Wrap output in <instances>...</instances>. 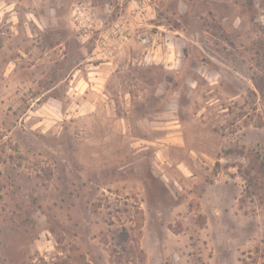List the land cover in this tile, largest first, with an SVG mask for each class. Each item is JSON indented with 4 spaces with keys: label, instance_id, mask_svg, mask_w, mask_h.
I'll use <instances>...</instances> for the list:
<instances>
[{
    "label": "rangeland",
    "instance_id": "obj_1",
    "mask_svg": "<svg viewBox=\"0 0 264 264\" xmlns=\"http://www.w3.org/2000/svg\"><path fill=\"white\" fill-rule=\"evenodd\" d=\"M253 3L0 0V264H264Z\"/></svg>",
    "mask_w": 264,
    "mask_h": 264
},
{
    "label": "built area",
    "instance_id": "obj_2",
    "mask_svg": "<svg viewBox=\"0 0 264 264\" xmlns=\"http://www.w3.org/2000/svg\"><path fill=\"white\" fill-rule=\"evenodd\" d=\"M73 22L76 24L77 29L81 32L82 36H88L95 31L94 29H98L96 25V17L95 12L92 10H87L85 8L76 7L72 12ZM124 23L121 22V26H119L118 30L113 31L114 33H118V39L112 46L104 48L102 51L104 57L112 58L114 56L115 49L118 46V42L122 43L128 38L127 28L124 27ZM104 40H102L103 42ZM101 42V43H102Z\"/></svg>",
    "mask_w": 264,
    "mask_h": 264
},
{
    "label": "trees",
    "instance_id": "obj_3",
    "mask_svg": "<svg viewBox=\"0 0 264 264\" xmlns=\"http://www.w3.org/2000/svg\"><path fill=\"white\" fill-rule=\"evenodd\" d=\"M245 4H246V7L249 11H252L254 9V3H253V0H245ZM255 86L257 87V89L259 90L260 94H261V97H263L264 99V80L259 78V80H255ZM122 232L124 233V235L126 236V240L128 238V235H127V231L125 230V228L122 229ZM32 264H60V262H47V261H42L41 263H32Z\"/></svg>",
    "mask_w": 264,
    "mask_h": 264
}]
</instances>
